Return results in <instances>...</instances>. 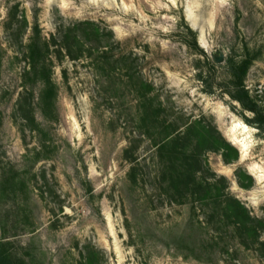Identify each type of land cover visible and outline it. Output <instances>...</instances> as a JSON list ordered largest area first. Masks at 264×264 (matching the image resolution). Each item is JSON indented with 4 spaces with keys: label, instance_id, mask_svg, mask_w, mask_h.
I'll use <instances>...</instances> for the list:
<instances>
[{
    "label": "rangeland",
    "instance_id": "obj_1",
    "mask_svg": "<svg viewBox=\"0 0 264 264\" xmlns=\"http://www.w3.org/2000/svg\"><path fill=\"white\" fill-rule=\"evenodd\" d=\"M232 94L264 116V0H0L1 264H264Z\"/></svg>",
    "mask_w": 264,
    "mask_h": 264
},
{
    "label": "trees",
    "instance_id": "obj_2",
    "mask_svg": "<svg viewBox=\"0 0 264 264\" xmlns=\"http://www.w3.org/2000/svg\"><path fill=\"white\" fill-rule=\"evenodd\" d=\"M243 90H241L242 92ZM232 97L236 100H238L245 109L251 111L255 116L254 118L248 120V122L250 123H255L258 125V127H260L261 129H264V116L263 113L261 111V109L259 108V106L254 103L252 100H250L248 97L244 98L240 95H236V94H232ZM204 132L200 134V143L199 145L204 147L205 145H207V149L212 150V149H221L223 151V155L225 158V161L229 162L230 160H228L227 156H228V152L227 150L229 148L234 149V147L232 145H230L229 143L226 142H222L220 139H218V137H216L213 133H209L210 131L208 129H206V127H203ZM206 130V131H205ZM197 160L199 161V165H197V167L195 168L196 173H200V178H201V186H204V188L206 189L207 192L210 191V189L212 187H215L217 192H216V198H220L222 195H224L221 192V189H219V183L221 182L222 179H224L223 176H218L216 173H214L212 177H209V175L207 174V172L210 171V167L208 166L207 162L206 165L203 164L202 159L197 158ZM235 202H237V205L239 208L245 210V214H246V208L240 203L239 200H237L235 198ZM238 222H240L242 219V217L239 215L236 216ZM239 219V220H238ZM244 223L245 222H242ZM3 258L0 255V264L1 262H3Z\"/></svg>",
    "mask_w": 264,
    "mask_h": 264
},
{
    "label": "bare ground",
    "instance_id": "obj_3",
    "mask_svg": "<svg viewBox=\"0 0 264 264\" xmlns=\"http://www.w3.org/2000/svg\"><path fill=\"white\" fill-rule=\"evenodd\" d=\"M234 143L237 144L241 148L242 151H245L247 149L246 145L239 140H235Z\"/></svg>",
    "mask_w": 264,
    "mask_h": 264
},
{
    "label": "water",
    "instance_id": "obj_4",
    "mask_svg": "<svg viewBox=\"0 0 264 264\" xmlns=\"http://www.w3.org/2000/svg\"><path fill=\"white\" fill-rule=\"evenodd\" d=\"M218 60L220 59V57L217 58Z\"/></svg>",
    "mask_w": 264,
    "mask_h": 264
}]
</instances>
